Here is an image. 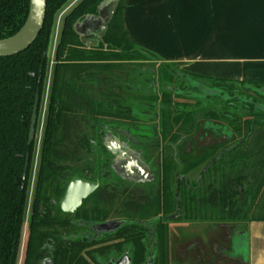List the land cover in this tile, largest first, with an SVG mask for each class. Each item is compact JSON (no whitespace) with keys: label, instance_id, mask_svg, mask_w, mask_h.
<instances>
[{"label":"trees","instance_id":"trees-1","mask_svg":"<svg viewBox=\"0 0 264 264\" xmlns=\"http://www.w3.org/2000/svg\"><path fill=\"white\" fill-rule=\"evenodd\" d=\"M71 1L46 0L43 27L35 42L19 54L0 57V264H14L26 199L27 175L22 178L24 159L26 153L31 157L33 151L27 138L34 97L37 89L43 95L56 16ZM102 1L78 0L62 17L52 59L42 142V177L47 180L50 175L45 173L66 169L58 166L60 159L79 163L80 171L89 169L92 162L96 173L103 171L104 165L98 158L103 130L122 128L138 141L149 139L174 144V153L184 160L190 159L191 169L214 159L205 175L206 185L191 191L190 202L185 206L180 193L182 208L189 212L190 219H234L240 223L263 220L262 216H252L254 208L246 203L248 194L236 205L237 192L232 191V184L247 174L256 181L260 174L264 180V93L261 91L264 85L188 72L180 64L167 62L136 46L124 26L125 0H119L98 46H87L75 32L74 24L96 14ZM27 12L28 0H0V39L14 34ZM202 93L208 97H199ZM219 94L236 98L228 102L216 96ZM247 99L252 103L246 102ZM200 118L221 119L239 142L231 148L215 144L203 147L198 153H185L183 145L199 131ZM259 187L255 184L249 192L256 197ZM94 196L96 201L110 204L121 197L115 188L106 195L99 188ZM161 202L158 198L145 204L143 216L150 217L161 209L165 215L172 213L167 185ZM109 211L99 208L93 211L94 218L104 221ZM126 214L134 216L135 212L127 210ZM136 234L137 226L133 223L113 234L134 246L132 264L144 263L146 259L144 245L135 238ZM32 235L27 246L29 258L37 251ZM79 253L78 258L70 256V261L89 264ZM97 253L109 257L111 251L100 247ZM91 258L99 264L94 256ZM156 263L165 264V261L154 259L152 264Z\"/></svg>","mask_w":264,"mask_h":264},{"label":"flooded vegetation","instance_id":"flooded-vegetation-1","mask_svg":"<svg viewBox=\"0 0 264 264\" xmlns=\"http://www.w3.org/2000/svg\"><path fill=\"white\" fill-rule=\"evenodd\" d=\"M74 1H71L56 16V18L61 16V20L58 19L59 24L55 22L50 40L48 55L51 62L43 95H40L37 89L34 97L35 102L37 95L34 135L29 142L28 131L27 138L28 145H33V151L31 157L29 153H26L24 159L22 178L24 179L27 175L25 184L26 199L21 235L14 264H75V261H70V256L74 255L75 258H78L80 247H82L79 253L80 256L89 264H96L91 256H94L99 264H132L131 257L135 250L134 246L125 238L113 235L119 228L129 223L137 226L135 238L145 248L146 259L144 263L140 264H152L154 259L162 258L165 264H188V260H191V264H231L236 249V245L234 246L236 238L239 234L241 236L244 234L243 228L247 223L246 220L240 223L234 219H190L188 217L189 212L182 208L180 198V193H182L185 206L190 202L189 193L206 185L204 184L205 175L214 159L191 169L190 159L184 160L183 157L174 153V144L163 143L161 140L150 141L145 139L144 142L141 139L138 141L132 138L126 129L105 127L101 140L102 148L98 156L102 165H104L103 171L96 173L93 169V162L88 167L89 169L80 171L78 170L79 163L72 160L63 162L60 159L58 166L67 168L45 173V176L50 175L47 180L42 177L44 176V173L43 175L41 173L42 142L52 83V59L61 32L62 17L75 5L76 2L74 3ZM29 3L30 0H28V12ZM28 12L23 24L14 34L24 25ZM79 28H84L86 32L100 30V27L93 24V22ZM90 37L94 36L92 34L87 36V38ZM192 94L194 93L192 92ZM195 95L197 94L195 93ZM216 96H221L228 102H232L236 98L220 94ZM199 97L206 98L208 94L202 93ZM44 99L46 116L45 120H42ZM245 101L252 103L248 99ZM199 124L197 134L183 145L185 153H198L203 147L215 144L228 145L231 148L239 142L236 136L229 133L221 119L200 118ZM143 135L147 134L143 133ZM204 138L210 139L211 143H199ZM115 140H118L121 145L124 153L122 157H119L116 146L112 144ZM93 153L90 157L92 161L94 159ZM165 167L171 168V170L166 171ZM259 168H261L260 165H258ZM246 172L248 173V171ZM260 176V174L257 176L256 181L253 175L247 174L238 182L232 184V191L236 190L237 192L236 205L240 204L248 194L247 205H252L253 208L257 207L254 204L256 197H254L253 192L249 191L254 188L255 184L260 186V190L262 186L258 180ZM75 178L96 181L99 185L82 200L79 206L70 212L67 211L70 206H63L66 209L64 210L61 201L69 183ZM262 182L264 184V181ZM166 185L172 201V213L165 215L163 209H161L157 214L144 217L142 207L145 204L155 202L158 198L161 199V204H163ZM99 188L105 190V195L115 188L120 192V200L111 204L96 201L94 194ZM203 190L205 189L203 188ZM110 206L113 208L110 209ZM99 208L111 210L104 221H97L94 218L93 211ZM127 210L135 212L134 216L126 214ZM112 221H120L116 229L103 231L98 228L100 224ZM206 224L207 227H205ZM191 228H195L196 232L190 235ZM31 234L37 242V251L33 257L29 258L27 246ZM240 241L243 240L240 239ZM100 247H106L108 251H111L109 257L106 256L107 254L99 256L97 250ZM138 253H140V250Z\"/></svg>","mask_w":264,"mask_h":264},{"label":"crops","instance_id":"crops-1","mask_svg":"<svg viewBox=\"0 0 264 264\" xmlns=\"http://www.w3.org/2000/svg\"><path fill=\"white\" fill-rule=\"evenodd\" d=\"M124 26L136 46L188 72L264 85V0H125ZM246 222L231 264H264V219Z\"/></svg>","mask_w":264,"mask_h":264},{"label":"water","instance_id":"water-1","mask_svg":"<svg viewBox=\"0 0 264 264\" xmlns=\"http://www.w3.org/2000/svg\"><path fill=\"white\" fill-rule=\"evenodd\" d=\"M119 0H103L97 8V13L95 15H88L83 21L77 22L74 25L75 32L80 36L81 40L89 47H96L102 40L108 24L116 10ZM46 12V0H30L29 12L27 19L21 29L14 34L12 37L0 40V57L10 56L17 54L26 48H28L32 42L36 39L39 31L42 28L44 17ZM93 22L98 27L99 31L86 32L84 28H79L85 26L87 23ZM93 35L94 37L87 38L88 35ZM264 93V88L261 90ZM208 93H212L207 91ZM258 106V105H257ZM36 108H37V95L34 102L30 129H29V142L32 140L34 135V125L36 120ZM112 144L116 146V152L119 153V157L124 155L121 145L118 140H115ZM27 163V162H26ZM131 164V162H129ZM133 164V163H132ZM128 171V170H127ZM131 171V169H130ZM99 183L94 181H89L85 179H73L62 198L61 204L63 206H70L67 211H72L75 207L79 206L83 199L90 195L97 187ZM64 210H66L63 207ZM120 221H112L102 223L98 226L103 231H110L118 227ZM246 236H244L243 243L244 250L246 245ZM245 254V252H244Z\"/></svg>","mask_w":264,"mask_h":264},{"label":"rangeland","instance_id":"rangeland-1","mask_svg":"<svg viewBox=\"0 0 264 264\" xmlns=\"http://www.w3.org/2000/svg\"><path fill=\"white\" fill-rule=\"evenodd\" d=\"M74 1V0H72ZM78 0H75V2H77ZM69 10V9H68ZM58 19L61 20V16L60 18L57 17L56 18V23L58 22ZM59 20V21H60ZM60 22H58L59 24ZM45 116H46V110H45V99H44V102H43V107H42V120L44 119L45 120ZM44 117V118H43ZM260 130L257 131V134L259 133ZM264 137V134L262 135ZM262 137V138H263ZM199 143L201 144H204V143H211L210 139L208 138H204L203 140H201ZM258 180L261 182L262 186L260 188V190L257 192L256 194V198L254 200V204L257 205V207H254L253 211H252V216H254L255 218L257 217H264V184L261 180V178H258ZM264 181V180H263ZM120 192H118V195H119ZM193 230H196L195 228H193ZM240 240V239H239ZM241 249V248H240ZM241 252L243 253L244 250H241Z\"/></svg>","mask_w":264,"mask_h":264}]
</instances>
